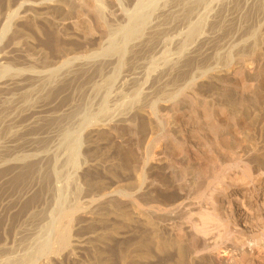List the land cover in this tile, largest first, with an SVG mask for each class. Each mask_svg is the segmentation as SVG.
<instances>
[{
    "label": "rangeland",
    "instance_id": "1",
    "mask_svg": "<svg viewBox=\"0 0 264 264\" xmlns=\"http://www.w3.org/2000/svg\"><path fill=\"white\" fill-rule=\"evenodd\" d=\"M161 1L142 3L149 10L168 0ZM190 1L175 6L179 15L171 16L178 17L164 18L170 27L186 29L166 35L171 43L165 58L155 60L146 48L109 61L116 58L109 53L110 42L126 30L122 13L134 0L118 5L99 0L109 28L104 37L93 10L76 0H0V22L17 9L0 42V78L17 81L0 91V264H223L224 252L188 251L184 230L176 227L183 217L169 219L158 210L180 196L164 147L170 135L186 144L189 156L199 158L203 178L172 155L196 191L236 152L243 162L264 167V0ZM192 3L205 13L186 22ZM85 21L93 31H87ZM140 61L157 66L153 76L172 64L170 81L180 76L175 80L191 97L185 112L203 104L207 117L199 114L197 121L206 120L211 130L224 134L220 143L229 145L235 137L238 144L210 162V134L196 133L184 142L181 116L164 103L154 110L144 100L149 81L131 79L115 93L119 78L140 70ZM192 77L194 89L184 85ZM170 84L154 98L170 93ZM232 87L244 90L235 93ZM163 114L170 115L168 124ZM67 210H73L69 244L55 250L53 237L49 246L40 244L50 232L49 213L63 211L61 221ZM193 212L197 216L198 210ZM247 251L246 263L264 264V248Z\"/></svg>",
    "mask_w": 264,
    "mask_h": 264
},
{
    "label": "bare ground",
    "instance_id": "2",
    "mask_svg": "<svg viewBox=\"0 0 264 264\" xmlns=\"http://www.w3.org/2000/svg\"><path fill=\"white\" fill-rule=\"evenodd\" d=\"M118 1L119 0H115L114 5H118ZM132 1L133 0H127L126 3H131ZM143 1L134 0V2L128 8L124 9V12L122 14L124 16V19L126 20L127 27L126 30L123 31L122 34H120L119 40L117 39L118 41L116 39V41L114 39L111 40L108 47L110 51L109 53L114 54V57L116 56V58H111V56V59L109 58V61L114 59L119 61L121 57L128 52L131 54H135V52H140V50L143 49V51H148L145 50L146 48H149V51L153 52L149 53L153 54L155 60L160 61L165 54V46L168 44L169 40L171 43V37L168 38L169 36L166 37V35L168 33L177 31L178 34H180L181 30L185 29H182L179 25L172 28L170 27L172 24H170L169 26L167 24L168 19H165L168 15H170V17H173L171 16V13H174L176 11L175 6L179 5L182 7L181 4L186 0H183V2L181 3L179 2L182 0H168L167 2H163V4L161 3L160 6H158L157 4V6L149 10L146 8L144 9L145 3H142ZM200 1H197V4H199ZM76 2L93 10L97 17V26L102 30L103 37L105 34L107 35L109 28L101 16L102 5L100 4L99 0L98 2L96 0H76ZM192 2L195 4L196 1L193 0ZM211 2L212 1H210V3ZM193 3L190 5L188 4L189 8L185 7L187 9V12L183 11L190 14V16H187L188 14L186 15V13H184L187 17V20L189 17V20L186 22H189L195 17L200 18V16L205 13L203 8H201L203 12H199V5V9H195L194 7H192L194 5ZM118 8L120 9V7L115 6L116 10ZM177 8L179 9L178 6ZM16 14L17 9L10 10L3 16L0 22V42L7 34L11 26V22ZM176 14L174 17H178L179 14ZM170 19L173 20L172 18ZM169 23H171V21ZM85 28L89 32L94 30L93 25L87 21H85ZM131 54L130 58L132 57ZM144 54H146V52H144ZM146 56H148V54ZM154 58L152 60H154ZM175 58L176 57L172 59V64L175 63L173 62ZM132 59L134 58L132 57ZM146 59V57L145 59L143 58V61H146ZM136 60L137 59L135 58V61ZM152 60L150 63H153ZM143 61H140V65ZM62 64L55 67L54 69H58ZM172 64H170L169 69L162 70L160 73H156V76H153V71L157 66L154 67L152 65L151 67L150 65L146 67L145 64L142 63L140 70H133L130 73L127 72V75L119 78L121 79L120 82L116 83L115 81L116 86L112 88L114 89L115 93H117L120 89L124 88L123 85L131 79L133 80L141 78L144 80V83H147L149 81L147 85L145 84L146 91L144 100H146L150 104L149 107L154 110H156L155 108L158 107V105L164 103L168 107V109H170L172 114L181 116L180 123L186 126L184 130L181 131L184 142H191L196 133H202L204 136H206V134H210L211 140L208 149L209 154L207 155L208 161L212 162L215 154V156H225V153L228 152V150H232L234 148L233 144H238L237 140L235 139V137H233L229 145L228 143H220L218 140L224 134L219 133L216 130H211L212 124H210L208 121L206 122V120L201 123L197 121V115L199 114L201 116H204V118L207 117V110L204 106H202L203 104H199L198 106L196 105L194 109H189V111L185 112L184 106L187 104V99H190L191 97L190 94L188 95L187 93H184L183 90H181L182 85H180V82L177 81L180 76L176 77L177 80H175L176 78L174 77V80L172 78L173 81H170L169 75L171 73L170 68H172ZM146 65H148V63H146ZM102 66L103 64L101 65V67ZM135 66L133 67L137 69V66ZM194 78L192 77L188 79L184 85L190 87L191 84L195 82V80H193ZM37 79L42 80L44 78L40 76ZM169 82H171L173 85V87L171 88V92L165 96L154 98L158 92H161V90H164L169 86ZM136 83L137 82H135V84ZM127 84L128 83H126V85ZM16 85L17 81L14 77H11L7 80H2L0 78V91L7 90ZM172 85L170 84V86ZM192 86L191 89H194L192 88ZM232 88L235 93H241L240 90H244V87ZM193 92L195 91L192 90V93ZM109 93L111 94V92ZM156 100L160 102L157 103ZM161 116H163L161 117L162 120L165 121L166 124H168L170 115L163 114ZM221 117L222 115L219 114V118ZM90 122L91 121H89V123ZM92 124H94V122ZM78 134L76 135V138L80 135ZM79 141L80 140L78 138V140H76L77 144L79 143ZM177 142L178 141H175V139L172 140L171 136L168 135V142L164 147V151L167 154V166L173 172L176 178L177 187L180 190V196L178 199L170 202L166 206H163L164 208H158V210L161 211L164 216L169 219H175L176 217H179L180 219V216L183 217V220L177 221L178 225H176V227L184 230V246L188 251H191L194 254H219L220 252H224L226 254V257L223 260V264H248L245 262L246 257L249 256L247 251L248 247L253 246L264 248V167L259 163L249 164L246 161L243 162V156L236 152L237 155L235 156V158H233V160L229 161L227 159H224L222 169L212 175V180L208 182L202 190L196 191L194 184L188 179L182 177L183 169L177 167L176 161L175 159H173L172 155L174 153H177L181 158V161L186 163L188 167H193L194 172H198L199 174L198 178L204 177L203 166H201L199 158L191 157L189 156V154H187V150L184 148V142L183 145H179V143ZM246 156L248 157V155ZM232 168H235L237 171L233 172L232 174L226 173L227 169ZM195 181L196 180H194V183ZM215 181L218 182L216 183ZM94 200V198H91V201ZM150 209L151 206L147 208V210ZM193 209L198 210L197 216L194 215ZM71 211L73 210H67L68 213L66 212V215L61 221L59 220V218L63 215V211H60L58 214L49 213L48 221H46V224L50 226V232L44 241L42 240L39 242L40 244L42 243L44 244V246H49L51 241L50 239H52V237L55 243V250H61L69 244V230L72 222V216L70 213ZM54 227L57 231L55 232V236H52V230L54 229ZM36 261L28 264H36Z\"/></svg>",
    "mask_w": 264,
    "mask_h": 264
}]
</instances>
